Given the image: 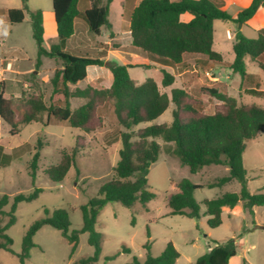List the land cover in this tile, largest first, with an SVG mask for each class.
<instances>
[{"label": "trees", "instance_id": "1", "mask_svg": "<svg viewBox=\"0 0 264 264\" xmlns=\"http://www.w3.org/2000/svg\"><path fill=\"white\" fill-rule=\"evenodd\" d=\"M81 1L52 0L60 41L50 48L45 47L43 10L31 9L28 0H22L20 8L8 10L7 18L11 24L22 23L28 16L37 45L36 66L39 67L45 57L60 61L62 67L56 69L50 79L52 91L49 105L45 103L40 92L24 97L15 105L6 95V81L1 80L0 118L9 125V133L12 136L20 133L24 125L40 122L43 114L47 115L46 125L55 119L68 122L72 128L87 134L93 130L91 121L96 110V100L105 97L112 105L118 122L125 129L120 134L122 146L119 160L113 168L112 177L100 186L97 196L80 206L83 218L81 229L70 231L68 210L57 208L51 211L45 207L46 216L36 220L24 234L21 252L18 254L19 264H27L30 251L36 246L34 235L44 225H50L61 232L71 244V255L78 246L79 234L87 232L89 244L94 247V254L83 257L74 264L96 263L102 250V234L96 230V224L105 205L109 202H119L127 208H132L139 203L145 210H149L148 204L156 194L148 185V173L150 165L156 162L161 154L162 147L158 140L171 144L168 152L176 156L182 165L187 166L191 174H197L212 165L228 167V173L208 184V187H222L232 181L240 182L239 192H227L220 197L202 201L209 216L207 225L210 228H217L222 224L225 206L234 208L241 203L243 208L250 212L255 206H264L263 189L252 193L248 188L247 169L243 158L248 143L258 135L264 134V108L256 104L238 105L234 97L216 88H208L205 90L225 106L223 111L208 115L203 113V104L192 100L185 89L172 88L168 95L161 92L153 78L137 83L129 73V68L132 67L150 68L152 63L159 64L162 66V86L170 87L175 77L164 67L182 64L185 54H200L213 62L227 63L242 79L253 76L247 71L246 57L256 62L264 71V27L259 29L256 38H248L240 31L258 8L264 5V0H252L251 4L235 17L223 9L217 0H141L130 16L129 31L132 45L142 50L149 62L126 64H117L98 57L78 56L65 50L66 41L73 36L75 21L79 17L86 21L90 31L96 35L101 34L103 27L112 28L109 21L112 0H106L105 4L94 0L93 6L85 12L80 11ZM185 14H190L191 18L183 19ZM215 20L233 22L238 28L233 43L234 59L229 63L224 61L221 53L213 49ZM109 36L114 37L112 31ZM89 66H106L109 69L112 74L109 88L99 90L87 86L71 91L70 84H78L87 78ZM246 92L264 97L263 90L247 89ZM72 98L87 101L72 109ZM171 103L174 105L171 122L151 124L138 129L136 133L133 131L140 124L158 119ZM3 150L0 145V160L6 161ZM41 150V139H38L29 162V174L34 185ZM76 155L75 148L70 153L64 152L61 161L50 165L45 174L54 182L63 181L71 168H77ZM204 186L188 178L181 179L176 184L177 191L167 197L169 214L199 219L201 204L196 201L194 194ZM41 192L42 189L35 186L27 195L17 194L9 211L4 210L10 203L9 195L0 196V250L13 252V239L7 234V230L16 222L17 205L37 199ZM71 210L75 208L72 207ZM4 218H8L7 222ZM144 247L147 251L144 262L134 256L133 260L126 264H176L180 257L179 251L171 241L158 256L151 254L149 242H146ZM122 251L130 253V248L123 245ZM237 254L234 238L224 242L214 241V246L198 257L194 264H229ZM113 258L114 256H110L107 260Z\"/></svg>", "mask_w": 264, "mask_h": 264}, {"label": "rangeland", "instance_id": "2", "mask_svg": "<svg viewBox=\"0 0 264 264\" xmlns=\"http://www.w3.org/2000/svg\"><path fill=\"white\" fill-rule=\"evenodd\" d=\"M221 5L222 0H217ZM238 4L227 5L226 10L231 15L242 10L245 0H235ZM30 7L48 12L46 22L45 47L50 48L57 42L52 0H29ZM22 1L9 2V6H21ZM112 7L109 20L118 31V47L116 41L110 40L111 30L103 27L100 35L89 32L92 41L85 51L83 45L78 44L81 39L80 26L77 32L67 41L65 50L78 56L101 58L117 64L149 62L146 54L132 46H122L126 43L127 33L123 31L120 17V7ZM20 8V7H16ZM237 26L224 20L214 21V50L221 52L225 62L234 57L233 43ZM243 32V33H242ZM242 34L248 38L258 35L248 26H243ZM232 34V38L228 34ZM2 39L5 49L9 51L11 64L7 69L6 63H0V81H6V95L17 105L24 97L38 94L43 96L47 105L50 104L52 86L50 79L56 69L61 68L60 61L44 58L37 67V45L33 38L28 16L19 24L3 23ZM102 47L101 52L98 48ZM115 48H118L115 49ZM99 54V55H98ZM1 55V52H0ZM247 71L254 76L242 79L234 73L227 63L219 64L199 58L197 54H187L185 61L179 65L170 64L164 67L174 75L175 79L170 87L162 86V66L152 63L150 68H129L131 78L142 83L147 78H153L161 92L168 95L172 88L185 89L192 100L203 104V113L214 114L223 111L225 106L205 89L217 90L232 96L237 104H256L264 108V97L248 94L247 89L264 91V71L249 57L245 59ZM89 77L78 84H70L71 91L87 86L99 90L108 89L112 74L106 66H89ZM87 99L72 98L71 108L75 109L85 103ZM171 103L169 108L155 121L143 123L133 129L151 124H161L172 121ZM47 115L43 114L40 122L24 125L17 135H10L9 125L0 118V145L3 146L6 161L0 160V195L7 194L10 203L5 207L11 208L14 196L29 194L37 186L42 189L39 197L30 202H21L15 212L16 222L9 227L7 234L13 239L12 251L0 250V264H19L18 254L21 252L22 240L26 230L38 219L46 216L44 209L51 211L63 208L69 211L70 231L79 230L83 224L80 206L88 203L89 199L97 196L100 186L108 181L113 174V168L119 160L121 149V132L125 129L118 122L113 107L105 97L96 100V110L91 121L90 133H83L69 126L68 122L52 119L46 125ZM38 139H41L42 150L38 163L35 185L29 174V162L35 152ZM162 149L158 160L149 167L148 185L156 196L145 210L139 203L127 208L119 202H109L100 211L96 230L102 234V250L99 260L92 264H126L136 256L144 262L147 256L146 242L151 245V254L160 255L171 241L180 253L176 264H194L198 257L214 246V241L224 242L230 238L236 240L238 254L229 264H264V206H255L252 212L243 208L233 211L227 207L222 213V224L217 228L207 225L208 215L202 204L205 199H213L227 192H239L241 184L232 181L222 187H208L218 178L228 173L224 165H212L203 168L197 174H191L189 168L181 164L180 160L168 152L171 144L158 140ZM77 150L76 166L71 168L67 177L61 182L52 181L45 170L58 164L63 153ZM244 165L247 169L248 188L252 193L264 191V134L258 135L250 141L244 151ZM183 178L205 185L195 191V199L201 204V217L189 218L184 215H171L167 206V197L176 192V184ZM75 210H71V208ZM8 218H4L7 222ZM153 220V222L151 221ZM4 222V224H5ZM37 245L30 251L27 264H74L75 261L94 254V247L89 244L87 232L79 234V242L75 252L71 255V244L61 232L50 225L42 226L34 235ZM130 248V253L122 251V246ZM114 256L107 260V257Z\"/></svg>", "mask_w": 264, "mask_h": 264}, {"label": "crops", "instance_id": "3", "mask_svg": "<svg viewBox=\"0 0 264 264\" xmlns=\"http://www.w3.org/2000/svg\"><path fill=\"white\" fill-rule=\"evenodd\" d=\"M11 1H14V2H17V1H19V0H11ZM22 1V0H21ZM29 1V0H28ZM223 2H224V4H222V8L223 9H225L226 10V6L227 5H235V4H238V2L237 1H235V0H222ZM9 2H10V0H0V20H1V29H0V40H1V48H0V52H1V55H0V63H2V64H4V63H6V65H7V69L9 68V65L11 64V60L9 59V51H7L6 49H5V45H4V41H3V39H2V32H3V23H4V21L5 20H7V22H9L8 21V18H7V12H8V10L9 9H12V8H16V7H21V6H9ZM100 2L102 3V4H105V2H106V0H100ZM141 2V0H112V2L110 3V8H109V16H110V14H111V11H112V7L116 4V5H118V3L120 4L119 5V7H120V12H119V14H120V17H121V24H122V27H123V31H125L126 30V33H127V40H126V43H123V44H119V47H122L123 45L125 46H132V47H134L133 45H132V43H131V36H130V31H129V26H130V16H131V14H132V12H133V10H134V8L139 4ZM251 2H252V0H245V2L242 4L243 6H242V8L243 9H245V8H247L250 4H251ZM93 3H94V0H82L81 2H80V4H79V8H80V11H82V12H85L87 9H89V8H91L92 6H93ZM30 7V6H29ZM31 9H37L35 6H33V7H30ZM242 9V10H243ZM227 11V10H226ZM241 11V10H240ZM240 11H238V12H236V14L235 15H232L233 17H235ZM43 13H44V40H45V34H46V22H47V16H48V12H46V11H43ZM53 18H54V14H53V16H52ZM26 18H27V16H26ZM26 18H25V20H26ZM191 18V15L190 14H185L184 16H183V19H185V20H188V19H190ZM24 20V21H25ZM23 21V22H24ZM110 21V20H109ZM54 22H55V20H54ZM10 23V22H9ZM110 23H111V25H112V28L110 29L112 32H113V34H114V37L113 38H110V36L108 35V37H109V41H107V45H112L111 44V41L110 40H114V41H116L117 43H116V45H117V47H118V37H119V34H121V33H118V31H116L115 29H114V25H113V23L110 21ZM231 23H233V22H231ZM11 24V23H10ZM235 24V23H234ZM13 25V24H12ZM78 25L80 26V30H81V39H79L78 40V44L79 45H83V48H84V50L86 51L87 49H88V46H89V44L92 42V41H94V40H96V39H94V38H92V37H90V35H89V32H90V29H89V27H88V25H87V23H86V21L82 18V17H79V18H77L76 19V21H75V32H74V34H73V36H75V34H76V32H77V27H78ZM236 25V24H235ZM243 26H248V27H250V28H252L253 29V31L255 32V33H257V35H258V32H259V29H261L262 27H264V5H261L259 8H258V10H257V12L255 13V15L248 21V23L247 24H245V25H243ZM243 26L240 28V31L242 32V29H243ZM55 29V35L57 36V42L55 43V44H57V43H59V37H58V34H57V30H56V24H55V27H54ZM238 30V29H237ZM237 32V31H236ZM243 33V32H242ZM214 34H215V30H214ZM231 34V33H230ZM236 34V33H235ZM72 36V37H73ZM72 37H70L68 40H70ZM231 38H232V34H231ZM67 40V41H68ZM67 41H66V44H67ZM53 45V44H52ZM136 48V47H135ZM115 49H117L118 50V48H115ZM213 49H214V44H213ZM101 50H102V47H99L98 48V52H101ZM67 52H68V50H67ZM218 52V51H217ZM219 53H221V52H219ZM99 55V54H98ZM221 55H222V53H221ZM186 56H187V54H185L184 55V61H185V58H186ZM197 56L199 57V58H202V59H204V60H208V61H210V62H212L211 60H209L206 56H204V55H200V54H197ZM223 56V55H222ZM45 57H43L42 58V61H43V59H44ZM223 59H224V56H223ZM233 59H234V57H233ZM232 59V60H233ZM231 60V61H232ZM106 61V60H105ZM230 61V62H231ZM229 63V62H228ZM126 64V63H125ZM166 67V66H165ZM87 73H88V76H87V78L85 79V80H87L88 79V77H89V68L87 69ZM251 74V73H250ZM253 76H254V74H253ZM158 84V83H157ZM158 86H159V84H158ZM180 88V87H179ZM3 195V194H2ZM2 195H0V196H2ZM227 207L225 206V207H223V212H224V210L226 209ZM255 207H253V209H254ZM239 209V204L238 205H236L234 208H232V210L233 211H237ZM5 210V209H4ZM222 212V213H223ZM36 244V243H35ZM37 245V244H36Z\"/></svg>", "mask_w": 264, "mask_h": 264}, {"label": "built area", "instance_id": "4", "mask_svg": "<svg viewBox=\"0 0 264 264\" xmlns=\"http://www.w3.org/2000/svg\"><path fill=\"white\" fill-rule=\"evenodd\" d=\"M228 37L231 38V34L230 33L228 34Z\"/></svg>", "mask_w": 264, "mask_h": 264}]
</instances>
